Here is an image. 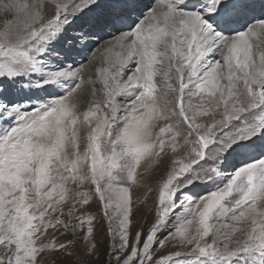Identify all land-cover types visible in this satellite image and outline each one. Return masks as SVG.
I'll return each mask as SVG.
<instances>
[{
	"label": "snow or ice",
	"instance_id": "1",
	"mask_svg": "<svg viewBox=\"0 0 264 264\" xmlns=\"http://www.w3.org/2000/svg\"><path fill=\"white\" fill-rule=\"evenodd\" d=\"M0 122V264H264V0H0Z\"/></svg>",
	"mask_w": 264,
	"mask_h": 264
},
{
	"label": "rangeland",
	"instance_id": "2",
	"mask_svg": "<svg viewBox=\"0 0 264 264\" xmlns=\"http://www.w3.org/2000/svg\"><path fill=\"white\" fill-rule=\"evenodd\" d=\"M143 2L145 4H147V3L150 2V0H143ZM88 15L91 16V15H93V13H89ZM78 26H79V22L76 25H74L73 27H78ZM97 39H98V37H93L92 38L90 47L92 45H96V40ZM105 39H109V37H105ZM100 43H102V41ZM92 48H93L92 51H94V48L96 49V47H92ZM86 51L87 50H83V52L79 51V54L74 53L73 54L74 59H76L78 61L80 59H82L80 61L86 62L87 59L85 57H89L90 55H92L91 52H89V51L86 52ZM86 53H88L87 56H85ZM82 54H83L84 57H81ZM65 87H67V85H65ZM59 90L63 91V89H59ZM11 95L15 96V92L13 91L11 93ZM24 106L27 107L28 106L27 103ZM7 126H8L7 124H5L3 122H0V128H6ZM228 167L229 168L231 167V162L229 163ZM217 175H220V174H217ZM223 175H227V173H224ZM214 188H215L214 184L208 183L207 185H202L201 187H198V188L194 189L193 191L196 192L199 195H203V194H206L208 191L213 190ZM135 195H139V193L136 192V193H134V196ZM151 205H152V201L149 200L148 207H151ZM96 207H97V205L95 203H93L92 209H91L93 211V213H95ZM179 215H183V213H179ZM132 219H133V229L132 230L134 232L141 225H144L145 230H146L147 224L145 223V221H151L152 216L148 213L147 208H144L143 211L135 212V214L133 215ZM168 227L172 228L173 225L170 223L168 225ZM166 233H167V229H165L164 233L161 234V238H163V235H165ZM61 239H64V238L61 237ZM97 243L99 245L100 251L96 255H94L92 257H86V256L85 257H76V256H73L71 258V260L74 262L77 259H83L84 261L88 262V264H109V261L112 260V257L107 254L108 251L110 250L108 248V243L109 242H108L107 238L103 235V230L102 229H98ZM58 260L63 261L64 264H68V258H66V257H58ZM112 264H114V261H112Z\"/></svg>",
	"mask_w": 264,
	"mask_h": 264
},
{
	"label": "bare ground",
	"instance_id": "3",
	"mask_svg": "<svg viewBox=\"0 0 264 264\" xmlns=\"http://www.w3.org/2000/svg\"><path fill=\"white\" fill-rule=\"evenodd\" d=\"M94 41H95V40H94ZM103 43H104V41H102L101 44H103ZM92 49H93V48H92ZM95 51H96V49L94 48V51H93V52H95ZM82 52H83V51H82ZM86 52H87V51H86ZM84 54H85V53H84ZM87 54H88V53H86L85 56H87ZM81 57H84L83 54H82ZM90 57H91V55H90L89 57H87V58H90ZM85 58H86V57H85ZM83 59H84V58H83ZM75 60H76V59H75ZM80 60H82V59H80ZM80 60H79V61H80ZM76 61H78V60H76ZM79 61H78V62H79ZM80 62H81V61H80ZM82 62H83V61H82ZM87 62H88V60H86V62H83V63L87 64ZM44 94H45V93H43V95H44Z\"/></svg>",
	"mask_w": 264,
	"mask_h": 264
},
{
	"label": "built area",
	"instance_id": "4",
	"mask_svg": "<svg viewBox=\"0 0 264 264\" xmlns=\"http://www.w3.org/2000/svg\"><path fill=\"white\" fill-rule=\"evenodd\" d=\"M36 102V101H35Z\"/></svg>",
	"mask_w": 264,
	"mask_h": 264
}]
</instances>
